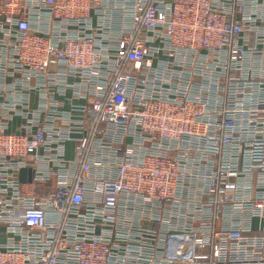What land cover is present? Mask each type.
Segmentation results:
<instances>
[{
	"label": "built area",
	"instance_id": "1",
	"mask_svg": "<svg viewBox=\"0 0 264 264\" xmlns=\"http://www.w3.org/2000/svg\"><path fill=\"white\" fill-rule=\"evenodd\" d=\"M0 264H264V0H0Z\"/></svg>",
	"mask_w": 264,
	"mask_h": 264
},
{
	"label": "water",
	"instance_id": "2",
	"mask_svg": "<svg viewBox=\"0 0 264 264\" xmlns=\"http://www.w3.org/2000/svg\"><path fill=\"white\" fill-rule=\"evenodd\" d=\"M24 172H25V171H22V172H21V176H22V177H23V175H24ZM22 177H21V178H22ZM22 180H23V179H22Z\"/></svg>",
	"mask_w": 264,
	"mask_h": 264
},
{
	"label": "crops",
	"instance_id": "3",
	"mask_svg": "<svg viewBox=\"0 0 264 264\" xmlns=\"http://www.w3.org/2000/svg\"><path fill=\"white\" fill-rule=\"evenodd\" d=\"M16 125H17V124H15V125L13 126V128H15V127H16Z\"/></svg>",
	"mask_w": 264,
	"mask_h": 264
}]
</instances>
